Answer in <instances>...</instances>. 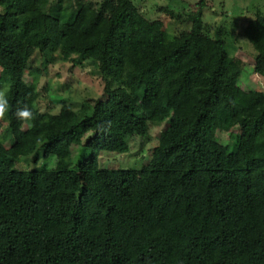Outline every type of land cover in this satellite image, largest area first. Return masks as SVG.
<instances>
[{
  "label": "trees",
  "instance_id": "1",
  "mask_svg": "<svg viewBox=\"0 0 264 264\" xmlns=\"http://www.w3.org/2000/svg\"><path fill=\"white\" fill-rule=\"evenodd\" d=\"M196 7L168 36L133 0H0V264H264V92L238 86L244 64ZM242 32L264 76V16ZM79 59L102 98L41 113L40 75ZM163 123L139 170L99 165ZM30 156L54 165L17 169Z\"/></svg>",
  "mask_w": 264,
  "mask_h": 264
},
{
  "label": "rangeland",
  "instance_id": "2",
  "mask_svg": "<svg viewBox=\"0 0 264 264\" xmlns=\"http://www.w3.org/2000/svg\"><path fill=\"white\" fill-rule=\"evenodd\" d=\"M202 1L203 21L213 26V30L220 29L227 40V52L231 57L238 58L244 64V69L238 79V86L244 91L256 90L264 92V76L253 72L255 51L243 35L246 23L255 18L257 13L264 16V0H133L141 13L154 24V31H161L166 35H174L179 31L187 30L190 23L186 21L188 15L197 11L196 4ZM168 7L180 20L170 16L160 8ZM39 56L33 57V66L39 64ZM79 64L72 67L69 62L57 61L45 68L40 75L36 91L37 105L41 113L58 114L62 102H67L77 109L82 102L91 105L103 96L98 64L92 61L79 59ZM26 82L31 77L26 75ZM121 122V119L118 120ZM6 123L0 117V134L4 133ZM165 129V124L150 126L149 134L145 139L132 138L129 141V151L125 154L101 153L99 165L103 168L139 170L151 159L152 149L157 144L159 135ZM217 140L222 145L229 142V134L218 132ZM7 143V142H6ZM76 150V148H74ZM232 150V145L228 146ZM78 155L75 151L74 157ZM34 164L32 157L21 158L17 169H30L44 165L52 167L54 159L43 160L38 157ZM76 170V169H74Z\"/></svg>",
  "mask_w": 264,
  "mask_h": 264
},
{
  "label": "clouds",
  "instance_id": "3",
  "mask_svg": "<svg viewBox=\"0 0 264 264\" xmlns=\"http://www.w3.org/2000/svg\"><path fill=\"white\" fill-rule=\"evenodd\" d=\"M8 107H9V101L6 95H4L3 93H0V117H3L5 115V113L8 110ZM15 115L18 119L27 121L32 118L33 114L31 110L27 106H25L22 108H18Z\"/></svg>",
  "mask_w": 264,
  "mask_h": 264
}]
</instances>
